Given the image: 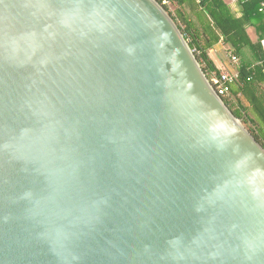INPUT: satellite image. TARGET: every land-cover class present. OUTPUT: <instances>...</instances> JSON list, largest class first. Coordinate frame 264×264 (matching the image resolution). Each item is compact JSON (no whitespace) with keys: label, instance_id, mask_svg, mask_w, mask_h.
<instances>
[{"label":"water","instance_id":"1","mask_svg":"<svg viewBox=\"0 0 264 264\" xmlns=\"http://www.w3.org/2000/svg\"><path fill=\"white\" fill-rule=\"evenodd\" d=\"M0 264H264V147L157 0H0Z\"/></svg>","mask_w":264,"mask_h":264},{"label":"trees","instance_id":"2","mask_svg":"<svg viewBox=\"0 0 264 264\" xmlns=\"http://www.w3.org/2000/svg\"><path fill=\"white\" fill-rule=\"evenodd\" d=\"M157 1L175 21L210 80L221 74L208 54L210 48L222 39L235 53L245 46L250 47L260 64L250 68L240 62L239 78L222 99L264 147V0H245L241 16H237L225 0ZM166 2L176 5L175 14L169 11ZM253 23H258L256 41H252L248 33V27Z\"/></svg>","mask_w":264,"mask_h":264},{"label":"crops","instance_id":"3","mask_svg":"<svg viewBox=\"0 0 264 264\" xmlns=\"http://www.w3.org/2000/svg\"><path fill=\"white\" fill-rule=\"evenodd\" d=\"M228 5L232 8V11L237 15H242V6L245 0H225ZM263 4V3H262ZM257 25L258 23H253L251 26L248 27V33L252 41H256L258 37L257 32ZM260 31L262 32V22L259 23ZM263 47H264V39H263ZM230 53L236 54L240 58V65H245L250 68H254L260 64L259 61L256 60L255 56L253 55L252 50L250 47L245 46L243 47L239 53H235L234 49L229 45L226 44L223 39L220 40L215 46L208 50V54L210 58L214 61L216 67L221 71L224 72L226 70L229 71H238V66L232 62ZM239 72V71H238Z\"/></svg>","mask_w":264,"mask_h":264},{"label":"built area","instance_id":"4","mask_svg":"<svg viewBox=\"0 0 264 264\" xmlns=\"http://www.w3.org/2000/svg\"><path fill=\"white\" fill-rule=\"evenodd\" d=\"M262 9H264V2L262 4ZM230 57L234 64L238 65L240 63V58L236 54L230 53ZM238 78V71L226 70L221 72L218 76H213L211 80L209 79V81L211 82L217 95L222 98L229 93L230 87L235 81H237Z\"/></svg>","mask_w":264,"mask_h":264},{"label":"rangeland","instance_id":"5","mask_svg":"<svg viewBox=\"0 0 264 264\" xmlns=\"http://www.w3.org/2000/svg\"><path fill=\"white\" fill-rule=\"evenodd\" d=\"M167 4H168V9H169V11L172 13V14H175V11H176V5H173L172 3H168V2H166ZM168 13V12H167ZM169 14V13H168ZM173 16V15H172ZM193 18H195V17H193Z\"/></svg>","mask_w":264,"mask_h":264}]
</instances>
